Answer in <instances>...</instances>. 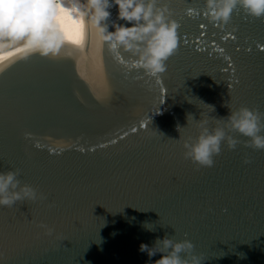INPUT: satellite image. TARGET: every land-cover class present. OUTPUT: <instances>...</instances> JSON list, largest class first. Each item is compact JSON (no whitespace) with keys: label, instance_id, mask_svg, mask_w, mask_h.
<instances>
[{"label":"water","instance_id":"water-1","mask_svg":"<svg viewBox=\"0 0 264 264\" xmlns=\"http://www.w3.org/2000/svg\"><path fill=\"white\" fill-rule=\"evenodd\" d=\"M189 3L198 18L181 20ZM172 5L180 45L159 82L87 29L73 57L0 56V171L46 197L0 206V264H147L141 243L166 234L202 264H264V149L233 132L212 166L183 155L197 120L264 113V17L222 26L203 0Z\"/></svg>","mask_w":264,"mask_h":264},{"label":"clouds","instance_id":"clouds-1","mask_svg":"<svg viewBox=\"0 0 264 264\" xmlns=\"http://www.w3.org/2000/svg\"><path fill=\"white\" fill-rule=\"evenodd\" d=\"M203 4L209 22L222 26L230 23L238 9L251 17H264V0H203ZM113 7L118 10L116 20H110ZM186 11L194 15L200 9ZM179 28L171 0H0V46L6 41L18 42L28 53L56 57L65 46L80 47L87 29L117 59L122 52L131 53L134 59L129 68H140L158 82L168 59L179 48ZM196 129V135L183 140V155L199 166H212L224 142L235 148L240 140L233 132L248 137V146L264 149V113L247 106L230 110L215 126L206 119L197 120ZM18 174V169L0 171V206L46 198L33 185L21 183ZM41 227L49 234L54 231L43 223ZM144 227L155 230L151 223ZM193 249L191 240H176L167 234L157 237L151 246L140 245V251L149 257L147 264H202L205 259ZM158 253L159 258L152 261Z\"/></svg>","mask_w":264,"mask_h":264},{"label":"bare ground","instance_id":"bare-ground-1","mask_svg":"<svg viewBox=\"0 0 264 264\" xmlns=\"http://www.w3.org/2000/svg\"><path fill=\"white\" fill-rule=\"evenodd\" d=\"M81 46L78 47V48H72L70 46H65L64 49L66 51V56L73 57V56L77 55V53L81 49ZM20 50H23L21 45H20V43L6 41V42H3L2 46H0V56L5 55V54H9V53H13V52H17V51H20Z\"/></svg>","mask_w":264,"mask_h":264},{"label":"snow or ice","instance_id":"snow-or-ice-1","mask_svg":"<svg viewBox=\"0 0 264 264\" xmlns=\"http://www.w3.org/2000/svg\"><path fill=\"white\" fill-rule=\"evenodd\" d=\"M172 7H173V12L175 13V6L172 5ZM189 8H197V5H196L195 3L185 4V6H184V10H183V15H179V14H177L178 16H180L181 20L184 19L185 17H187V18H198V14L189 15V14L187 13L186 10L189 9ZM198 27H199V29H201V30L204 29V25H203V24H198ZM201 35H202V33H201ZM221 35H223V33H221ZM227 38H228V37L225 36V39H227ZM184 42L187 43V40H185ZM261 43H264V41H261ZM197 47H199V45H197Z\"/></svg>","mask_w":264,"mask_h":264}]
</instances>
